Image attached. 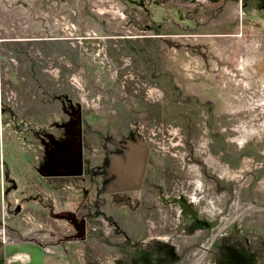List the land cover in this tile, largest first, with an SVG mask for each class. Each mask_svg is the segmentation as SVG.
<instances>
[{
	"label": "rangeland",
	"instance_id": "rangeland-1",
	"mask_svg": "<svg viewBox=\"0 0 264 264\" xmlns=\"http://www.w3.org/2000/svg\"><path fill=\"white\" fill-rule=\"evenodd\" d=\"M219 39L257 72L202 67ZM263 72L264 0H0V191L20 189L4 182L15 141L24 165L77 112L85 172L50 190L87 223L72 239L86 264H264ZM116 141L150 149L141 188L121 195L102 175ZM19 204L1 207L11 234L49 232L34 217L16 230Z\"/></svg>",
	"mask_w": 264,
	"mask_h": 264
},
{
	"label": "crops",
	"instance_id": "crops-1",
	"mask_svg": "<svg viewBox=\"0 0 264 264\" xmlns=\"http://www.w3.org/2000/svg\"><path fill=\"white\" fill-rule=\"evenodd\" d=\"M225 34L232 36V34ZM219 36H221V34ZM254 46L255 44L249 45L250 50L253 52L256 48ZM239 50L240 49L237 46V39L233 40V42H229V45L226 44L225 46L221 44L220 39L216 40L215 46L211 48L204 47L203 49H199L200 56H204V60H202L203 58L200 59V62L203 61L201 66L205 67L206 70L210 69L212 71L214 66L218 67V65H228L232 67V72L235 70V73H237L240 71L241 66H254L256 64L257 61L254 59V57L251 59V61L247 58H239ZM243 68L242 70L244 72H242L241 75L245 74V70ZM253 69L257 72L258 66L255 65ZM201 77L205 76L201 75ZM243 81H241V83ZM259 81L261 82L259 85L264 86V78L263 80L260 79ZM244 82V85L251 87L248 83V80H245ZM232 84L233 87L236 88L239 83L234 81L229 83L230 86ZM222 87L224 90L223 95L230 96L231 94L225 90L224 84ZM251 89H256V87H251ZM231 101L232 99H227V101L224 99V103L228 104L226 106V110L228 111L229 109V111L232 112L235 106L230 104ZM1 119L2 114L0 113V128L3 130L6 129L9 133L7 124L1 121ZM47 119L48 117H46V120ZM13 146L14 147H12L11 151V159L9 160L8 164V173L5 174L4 182L6 181V175H8V177L11 179L10 181L14 182L13 184H18L16 190L19 188L20 189L18 191L19 193L16 191L10 195L8 193L9 182H5V186L0 191V222L3 219L1 207L5 206L6 203L12 202V204H15V206L17 205V209L18 204L21 201H24L27 203V206L19 204L20 211L18 214L23 212L21 216L11 215V222L18 224L15 229L17 230L21 228H27L26 225L22 226L21 218L25 221V223H27V221H31V218L34 217L39 218L41 222L40 227L49 229V232H44V234L40 237L35 236V239L32 238V240L16 238V236L11 234L10 230L8 229L7 220L10 218V216H8V219L4 218V230L2 237H0L2 239V243L0 242V262H2V264H86V253L84 248L80 247L74 241L67 240L65 238V236L71 232V225L66 219L57 215L56 212H58L59 209H62V204L56 203L57 197L55 195V189L52 188L50 190V187L54 186L56 182L55 180H58L59 183L62 181L60 179L70 180V178L55 177L49 173L51 168L50 163L52 160L50 157H48L49 152L46 150V143L41 151V157L31 155L29 158L22 159L25 161V166L20 165L21 162L17 163L18 159L13 158V152L19 148L16 141ZM23 167H25L28 172L26 176H21L19 173L20 169L22 170ZM6 194L9 196V200H6ZM28 202H33V204L30 205ZM46 202H48V205L45 204ZM12 212H14V210L11 212L8 210V213ZM54 237H58L60 239L55 242L53 241ZM62 238L65 239L61 240Z\"/></svg>",
	"mask_w": 264,
	"mask_h": 264
},
{
	"label": "flooded vegetation",
	"instance_id": "flooded-vegetation-1",
	"mask_svg": "<svg viewBox=\"0 0 264 264\" xmlns=\"http://www.w3.org/2000/svg\"><path fill=\"white\" fill-rule=\"evenodd\" d=\"M80 120L81 115L77 112L73 113V120L66 128L63 138L57 140L51 138L48 146L46 144L48 147L46 150L52 156L49 173L55 177L73 178L82 176L85 172ZM113 150L109 156L111 168L107 173L102 174L103 179L107 181L111 179L112 181L109 191L121 195L139 190L144 183L147 172L150 149L137 141L129 143L116 141ZM79 164L82 165L81 174H78L80 171ZM56 213L71 225V232L65 236L67 240L86 238L87 223L84 218L78 217L75 210L59 209Z\"/></svg>",
	"mask_w": 264,
	"mask_h": 264
},
{
	"label": "water",
	"instance_id": "water-1",
	"mask_svg": "<svg viewBox=\"0 0 264 264\" xmlns=\"http://www.w3.org/2000/svg\"><path fill=\"white\" fill-rule=\"evenodd\" d=\"M80 143H81V138H80ZM81 167H82V165L79 164V169H80V171L78 172V174H81V173H82Z\"/></svg>",
	"mask_w": 264,
	"mask_h": 264
},
{
	"label": "trees",
	"instance_id": "trees-1",
	"mask_svg": "<svg viewBox=\"0 0 264 264\" xmlns=\"http://www.w3.org/2000/svg\"><path fill=\"white\" fill-rule=\"evenodd\" d=\"M0 264H2V262H0Z\"/></svg>",
	"mask_w": 264,
	"mask_h": 264
},
{
	"label": "bare ground",
	"instance_id": "bare-ground-1",
	"mask_svg": "<svg viewBox=\"0 0 264 264\" xmlns=\"http://www.w3.org/2000/svg\"><path fill=\"white\" fill-rule=\"evenodd\" d=\"M236 63V62H235Z\"/></svg>",
	"mask_w": 264,
	"mask_h": 264
}]
</instances>
